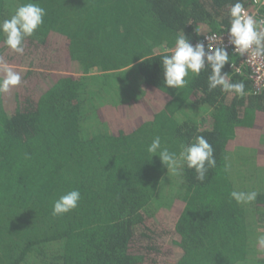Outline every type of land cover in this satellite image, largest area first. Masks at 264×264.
I'll return each mask as SVG.
<instances>
[{"label": "trees", "instance_id": "obj_1", "mask_svg": "<svg viewBox=\"0 0 264 264\" xmlns=\"http://www.w3.org/2000/svg\"><path fill=\"white\" fill-rule=\"evenodd\" d=\"M250 4L0 0V264H264V244L250 254L264 228V91L227 49L202 68L153 53L233 30ZM252 36L264 53V29ZM131 73L136 91L120 97ZM233 153L263 171L254 215Z\"/></svg>", "mask_w": 264, "mask_h": 264}, {"label": "built area", "instance_id": "obj_2", "mask_svg": "<svg viewBox=\"0 0 264 264\" xmlns=\"http://www.w3.org/2000/svg\"><path fill=\"white\" fill-rule=\"evenodd\" d=\"M263 29L264 0H251L250 6L240 10L233 30L204 33L197 40L180 42L174 49L161 46L153 53L188 56L191 67L202 68L213 60L217 50L227 49L238 57L230 64L231 71L245 75L251 81L253 94H258L264 91V53L256 47L252 34ZM194 31H199V27H194Z\"/></svg>", "mask_w": 264, "mask_h": 264}, {"label": "rangeland", "instance_id": "obj_3", "mask_svg": "<svg viewBox=\"0 0 264 264\" xmlns=\"http://www.w3.org/2000/svg\"><path fill=\"white\" fill-rule=\"evenodd\" d=\"M120 78L122 77L110 78L106 80L88 79L87 81L89 82V85L91 86L93 84H95L96 86H102L104 85V82H108V81H114L115 83L122 82V81H119ZM126 78L131 83V85L128 88H124L125 84H120L118 85V87L115 88L116 91L113 90L114 92H118L119 94H121L119 95L120 97L122 96L125 97L126 93H134L136 91V85H133L134 88L132 87V84L137 82L136 75L134 73H131L127 75ZM102 88H99L97 90L101 92ZM90 90L91 88L88 89L89 92ZM121 91H123L124 93ZM187 109L188 110H186L185 114L181 115L182 116L181 119L184 120V119L190 118L191 120L199 123V116L202 113L200 114L197 110L193 108H187ZM241 153L246 154L245 152H241ZM242 154H238V153L232 154L231 156L232 159L238 164V167L233 168L232 173L236 181V185H237L236 187L238 189V196H239L242 207L246 211L248 210L249 215H254L255 213H254V209L252 205V198H253L252 193L256 192V190L259 188L260 178H261L260 175H262L263 171L258 167H256L257 169L254 168L251 162L247 165V156H244ZM178 166L179 165L176 164L174 167H172V169H170L172 170V174L170 173V175H172V178H171L170 183L167 186V190H165L166 191L165 201L170 199L173 194H176L177 185H178L177 180H178V173H179ZM163 193H164V189H163ZM258 232H259L258 235L252 234V236L250 237V240H251L250 254H252L255 257V259H260L259 256L262 255V250L260 247L262 244H264V228H258ZM48 249L52 251V255H51L52 260H55V257L57 255L56 248L49 247ZM255 250L256 252L254 253ZM39 258L40 257L38 256L37 258L35 256L32 259L30 258L27 264H38V262L43 264Z\"/></svg>", "mask_w": 264, "mask_h": 264}]
</instances>
